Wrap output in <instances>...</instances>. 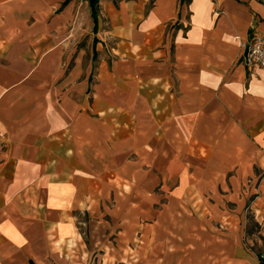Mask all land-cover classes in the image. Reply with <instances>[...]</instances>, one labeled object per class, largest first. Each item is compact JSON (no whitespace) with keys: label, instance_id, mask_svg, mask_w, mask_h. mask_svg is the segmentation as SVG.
Wrapping results in <instances>:
<instances>
[{"label":"crops","instance_id":"obj_1","mask_svg":"<svg viewBox=\"0 0 264 264\" xmlns=\"http://www.w3.org/2000/svg\"><path fill=\"white\" fill-rule=\"evenodd\" d=\"M93 25L88 0H0V264L100 251L78 213L125 188V158L144 140L156 172L175 173L174 157L203 180L259 172L264 221V74L241 62L249 35L264 34V3L99 0ZM161 208L151 251L167 254L175 229ZM177 220L186 238L189 218Z\"/></svg>","mask_w":264,"mask_h":264},{"label":"rangeland","instance_id":"obj_2","mask_svg":"<svg viewBox=\"0 0 264 264\" xmlns=\"http://www.w3.org/2000/svg\"><path fill=\"white\" fill-rule=\"evenodd\" d=\"M177 145L176 151L180 149ZM152 147L150 140L138 141L122 167L125 188L111 189L106 204L96 201L91 211H79V231L87 246L101 247L100 251L87 252L79 264H100L102 259L107 264H150L152 260L159 264H256L264 254V221L257 211L262 191L258 189L259 172L246 175L232 171L203 180L194 172L178 171L191 164L187 157H174L175 173L156 172L160 156L152 155ZM162 151L163 159H168L167 151ZM152 180L157 181L153 187H140ZM158 193H171L173 203L165 206L164 196L154 200ZM120 197L124 201L119 202ZM163 206L171 229H175L166 241L171 248L167 254L151 251L155 225L161 228L166 224L165 220L157 222L154 215L163 213ZM181 214L190 221L186 238L181 231L184 222L177 220ZM186 246L189 252L183 251Z\"/></svg>","mask_w":264,"mask_h":264},{"label":"built area","instance_id":"obj_3","mask_svg":"<svg viewBox=\"0 0 264 264\" xmlns=\"http://www.w3.org/2000/svg\"><path fill=\"white\" fill-rule=\"evenodd\" d=\"M243 45L241 62L250 72L257 68L264 74V34L252 32ZM256 77L259 76L256 75Z\"/></svg>","mask_w":264,"mask_h":264},{"label":"trees","instance_id":"obj_4","mask_svg":"<svg viewBox=\"0 0 264 264\" xmlns=\"http://www.w3.org/2000/svg\"><path fill=\"white\" fill-rule=\"evenodd\" d=\"M89 6H90V11H91V16L93 19V31H97V13H98V2L99 0H88ZM96 38L93 39V42L95 43ZM258 264H264V254L260 256V262Z\"/></svg>","mask_w":264,"mask_h":264}]
</instances>
